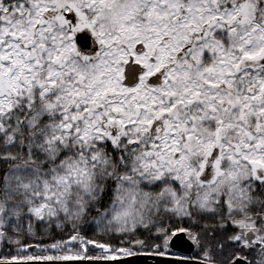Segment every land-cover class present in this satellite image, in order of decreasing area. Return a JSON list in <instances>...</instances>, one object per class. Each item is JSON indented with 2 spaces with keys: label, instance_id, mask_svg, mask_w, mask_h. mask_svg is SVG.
Returning a JSON list of instances; mask_svg holds the SVG:
<instances>
[{
  "label": "snow or ice",
  "instance_id": "obj_1",
  "mask_svg": "<svg viewBox=\"0 0 264 264\" xmlns=\"http://www.w3.org/2000/svg\"><path fill=\"white\" fill-rule=\"evenodd\" d=\"M0 264H264V0H0Z\"/></svg>",
  "mask_w": 264,
  "mask_h": 264
}]
</instances>
